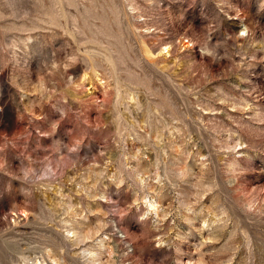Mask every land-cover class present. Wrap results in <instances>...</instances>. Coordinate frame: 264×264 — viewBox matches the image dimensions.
Here are the masks:
<instances>
[{"label":"rangeland","instance_id":"obj_1","mask_svg":"<svg viewBox=\"0 0 264 264\" xmlns=\"http://www.w3.org/2000/svg\"><path fill=\"white\" fill-rule=\"evenodd\" d=\"M0 264H264V0H0Z\"/></svg>","mask_w":264,"mask_h":264}]
</instances>
